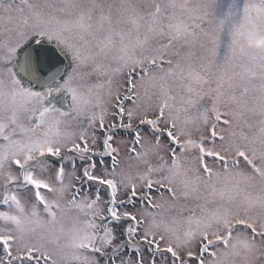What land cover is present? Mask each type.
Returning a JSON list of instances; mask_svg holds the SVG:
<instances>
[{"label": "snow or ice", "instance_id": "snow-or-ice-1", "mask_svg": "<svg viewBox=\"0 0 264 264\" xmlns=\"http://www.w3.org/2000/svg\"><path fill=\"white\" fill-rule=\"evenodd\" d=\"M262 38L264 0H0V264H264Z\"/></svg>", "mask_w": 264, "mask_h": 264}, {"label": "rangeland", "instance_id": "rangeland-1", "mask_svg": "<svg viewBox=\"0 0 264 264\" xmlns=\"http://www.w3.org/2000/svg\"><path fill=\"white\" fill-rule=\"evenodd\" d=\"M256 30V25L251 24L247 27V29L242 33L243 38L245 41H248V36L251 32ZM245 49L252 52L253 54L257 52H264V38L259 39L255 42H247L245 44ZM250 65L249 57L238 54L237 56L233 57L228 65L225 67L224 71L228 74L233 72L239 73L241 76L246 78L247 73L245 72V68ZM236 84L240 83V80L237 79L235 81ZM253 84L259 85L261 83L260 80L252 81ZM258 95V93H257ZM258 103L256 99L252 95L249 96V106H253L254 104Z\"/></svg>", "mask_w": 264, "mask_h": 264}, {"label": "water", "instance_id": "water-1", "mask_svg": "<svg viewBox=\"0 0 264 264\" xmlns=\"http://www.w3.org/2000/svg\"><path fill=\"white\" fill-rule=\"evenodd\" d=\"M45 47H47V45H45ZM65 63H66V61H65Z\"/></svg>", "mask_w": 264, "mask_h": 264}, {"label": "flooded vegetation", "instance_id": "flooded-vegetation-1", "mask_svg": "<svg viewBox=\"0 0 264 264\" xmlns=\"http://www.w3.org/2000/svg\"><path fill=\"white\" fill-rule=\"evenodd\" d=\"M66 63H67V61H66Z\"/></svg>", "mask_w": 264, "mask_h": 264}]
</instances>
